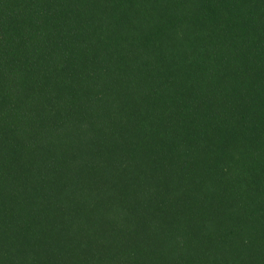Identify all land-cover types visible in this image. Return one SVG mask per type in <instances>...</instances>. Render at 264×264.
<instances>
[{
    "label": "trees",
    "instance_id": "trees-1",
    "mask_svg": "<svg viewBox=\"0 0 264 264\" xmlns=\"http://www.w3.org/2000/svg\"><path fill=\"white\" fill-rule=\"evenodd\" d=\"M0 264H264V0H0Z\"/></svg>",
    "mask_w": 264,
    "mask_h": 264
}]
</instances>
